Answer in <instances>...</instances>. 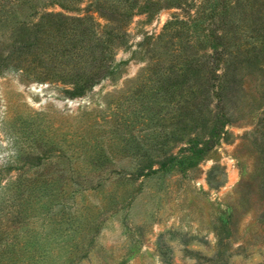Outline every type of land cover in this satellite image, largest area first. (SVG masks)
<instances>
[{"label": "rangeland", "instance_id": "1", "mask_svg": "<svg viewBox=\"0 0 264 264\" xmlns=\"http://www.w3.org/2000/svg\"><path fill=\"white\" fill-rule=\"evenodd\" d=\"M93 7L90 0L41 6L37 17L60 15L52 36L43 34V53L66 35L80 34L81 28L62 27L64 16L82 17L85 33L102 37L114 24ZM132 10L104 60L107 74L81 95L67 93L72 86L57 73L10 68L0 75V264H264V57L252 49L253 60L238 66L236 87L226 95V121L217 116L210 133L211 98L207 128L186 126L167 138L150 130L144 146L162 141L164 152L151 153V162L136 169L147 157L125 149L123 138L133 129L148 132L151 124L134 126L131 113L130 123H121L128 105L119 97L151 56L162 54L163 43L153 42L169 21L177 18L173 27L183 32L195 20L187 34L204 56L218 17L207 0H136ZM100 41L74 37L67 44ZM118 100L121 108L114 107ZM170 122L165 130L173 128ZM79 131L91 142H105L98 161L92 160L95 150H80ZM188 146L198 153L181 164L191 155ZM164 154L178 163L139 173L158 169ZM84 177L103 183L93 189ZM63 180L65 190L81 189L73 205L81 215L58 225L56 207L46 209Z\"/></svg>", "mask_w": 264, "mask_h": 264}, {"label": "trees", "instance_id": "2", "mask_svg": "<svg viewBox=\"0 0 264 264\" xmlns=\"http://www.w3.org/2000/svg\"><path fill=\"white\" fill-rule=\"evenodd\" d=\"M72 1L0 0V75L10 68L35 74L57 73L62 81L72 86L67 93L76 96L90 89L107 74V64L104 60L113 41L121 38V23L133 12L136 0H90L93 9L106 19L107 24L114 25L105 30L100 37V34L85 33L86 28L79 24L82 17L64 16L62 27L68 30L81 28L78 32L80 34L66 35L64 43L55 44L57 46L50 44L49 52L48 54L45 52V55L41 47L43 34L48 32L52 36L54 18L60 15L57 12H44L42 16L37 17L38 10L45 5L68 6ZM207 9L215 11L218 17V28H214L209 34L213 40L211 52L199 56L193 49L187 29L191 28L195 20L184 22L186 23L182 26L184 31L179 32L177 26L173 27L174 20L177 19L174 18L165 25V29L153 42L163 43L162 54L155 58L151 56L132 80L135 85L119 97L128 105L123 113L127 117L123 118L121 123H130L128 118L131 113L130 120L133 121L134 126L136 123H144L146 126L151 124L148 132L144 133L136 129V133L133 129L130 130L129 138H123L125 149L132 148L136 154L140 151L142 157H147L146 160L140 159L136 162V169L145 161L151 162V153L159 155L164 152L161 147L162 141H148L144 146L146 139L151 138L148 136L150 130L159 131L155 135L163 134L162 136L167 138L174 133L182 134L186 126H190L191 129H196L198 126L205 129L208 127L210 112L213 111L208 108V103L214 98L213 126L210 131L212 133L219 123L217 116L226 119L225 103L228 100L226 95L228 92L232 93L236 87L238 66L253 60L250 54L252 49H256L253 56L264 57V0H233L229 5L225 0H207ZM34 17H37L36 20L33 19ZM74 37H80L82 42L93 38L101 41L98 45L67 44ZM69 61L73 64L69 65ZM46 62L52 64L50 69L45 67ZM159 99L165 101L164 105L160 104ZM120 100L115 102L114 107H122ZM215 109L218 110L217 113ZM161 110H164V116L158 115ZM167 120L171 121L169 126H172V129L165 130ZM161 122L163 125L157 126ZM83 129L85 130V127L82 131ZM82 131L77 132L80 150L83 152L95 150L96 154L92 156V160L98 161L99 156L104 154L105 142L99 140L91 142L83 137ZM186 150L191 155L182 158L179 161L181 164L185 158L191 159L198 153L190 146ZM77 151L74 150L76 153L74 154L79 158ZM174 161L178 163L175 155L166 157L164 154L161 160L156 161L159 165L158 169L142 167L139 173L147 176L156 173L157 170L163 171ZM144 169L149 170L143 173ZM84 179L94 185L93 189H97L103 183L101 180L97 184L93 183L92 177H84ZM66 182L63 180L59 184V188L53 194L52 202L46 209L56 207L58 225L63 222H74L78 215H81L73 207L75 194L81 189L65 190L62 187Z\"/></svg>", "mask_w": 264, "mask_h": 264}]
</instances>
